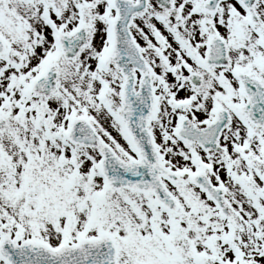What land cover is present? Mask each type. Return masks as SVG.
<instances>
[{
	"label": "snow or ice",
	"instance_id": "snow-or-ice-1",
	"mask_svg": "<svg viewBox=\"0 0 264 264\" xmlns=\"http://www.w3.org/2000/svg\"><path fill=\"white\" fill-rule=\"evenodd\" d=\"M0 264H264V0H0Z\"/></svg>",
	"mask_w": 264,
	"mask_h": 264
}]
</instances>
